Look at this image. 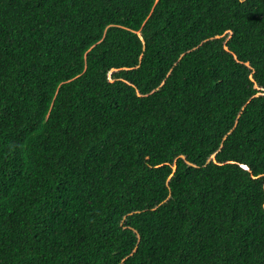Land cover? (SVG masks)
<instances>
[{"label":"trees","instance_id":"obj_1","mask_svg":"<svg viewBox=\"0 0 264 264\" xmlns=\"http://www.w3.org/2000/svg\"><path fill=\"white\" fill-rule=\"evenodd\" d=\"M0 264H264V0H0Z\"/></svg>","mask_w":264,"mask_h":264}]
</instances>
